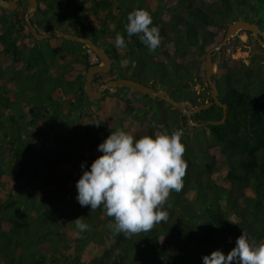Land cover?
<instances>
[{
	"label": "trees",
	"instance_id": "16d2710c",
	"mask_svg": "<svg viewBox=\"0 0 264 264\" xmlns=\"http://www.w3.org/2000/svg\"><path fill=\"white\" fill-rule=\"evenodd\" d=\"M126 1L40 0L33 23H37L39 31L57 28L87 36L108 53L115 52L117 61L109 73L95 75V87L111 78L130 76L149 84L157 77L155 82L170 90L174 78H185L176 61L167 65L164 60L149 61L147 56L189 49L204 58L223 40L230 19L242 17L264 30V0H178L171 8L170 0H129L127 4ZM23 8V1L17 11L0 7V199L9 192V179L14 180V193L7 202L0 200V264H203V256L217 249L227 255L242 232L257 244L264 243V100L260 101L264 97V77L260 73L247 70V65L230 69L219 64L217 84L220 100L228 107L227 118L223 124L208 125L213 139L210 148H192L181 137L187 164L183 189L178 193L172 191L166 206L174 207L177 200V204H183L182 210L178 214L172 209L165 210L167 221L131 238L110 229L114 240L107 246L95 238L94 230L98 228L95 223L107 224L108 220L114 223V218L106 216L103 206L95 211L90 206L82 207L76 199L77 181L103 155L98 146L112 130L127 129L136 140L143 135L155 138L157 130L171 134L174 129L163 120L157 129L141 123L140 128L131 132L129 122L108 108L85 111L81 105L89 100L85 82L70 77V72L75 67L86 70L95 63L90 60V48L58 36H54L57 42L51 43L46 38L42 40L45 46H40L30 33ZM137 8L151 14L150 27L159 28L161 44L154 52H149L138 35L129 37L126 32L127 15ZM56 15L62 17L61 22L52 19ZM222 29L224 32L220 33ZM117 33L124 36L126 48L115 47ZM171 33L174 35L170 39ZM27 39L32 41L29 48ZM60 59L67 61L60 64ZM122 59L130 62L122 67ZM3 60L10 61L12 68H6ZM55 67L57 73H52ZM22 68L25 75L21 74ZM240 70L244 81L233 82ZM139 77L141 80L136 79ZM14 79L17 90L12 97L7 84ZM177 90L180 98L171 94L173 98L187 99L195 105L204 103L210 95L205 92L198 101L185 92V87ZM106 98H111L112 103L118 99L116 94L109 93ZM122 105V110L125 108L129 113L140 111L132 98ZM74 112L79 118L87 113L86 117H91L96 126L68 123L66 118ZM202 113L207 114L205 119L214 116L218 120L223 117V108L213 105L194 114L191 120L199 123ZM38 131L45 135L58 132L62 144L47 146L44 141H39L38 146L33 144L31 138L35 139ZM45 148L55 152L47 154ZM216 153L225 160L226 170L215 166ZM60 164L68 165L69 171L56 172L55 167ZM219 172H224L225 185L216 179ZM40 179L59 187L54 202L50 196L36 200L41 196L32 186ZM247 188L253 192L251 196ZM231 212L235 221L230 218ZM92 215L95 219L89 224ZM80 217L88 225L84 232L75 226L74 220Z\"/></svg>",
	"mask_w": 264,
	"mask_h": 264
},
{
	"label": "clouds",
	"instance_id": "9594fccd",
	"mask_svg": "<svg viewBox=\"0 0 264 264\" xmlns=\"http://www.w3.org/2000/svg\"><path fill=\"white\" fill-rule=\"evenodd\" d=\"M127 21L125 29L129 37L138 35L149 52L160 46L159 28L150 27L153 20L147 10L133 9ZM114 43L117 49L127 46L120 33L116 34ZM129 62L122 59L120 64L124 67ZM154 136L143 135L134 140L129 132L120 128L112 130L98 146L103 155L92 162L90 170L83 171L76 183L79 204L90 206L92 211L103 206L106 216L114 218L108 227L128 238L167 221L168 212L162 210L163 206L172 191L178 193L183 189L187 168L181 142L183 130L176 129L171 134L157 130ZM74 222L80 232L88 230L81 217ZM203 264H264V243L257 244L242 232L227 255L217 249L203 256Z\"/></svg>",
	"mask_w": 264,
	"mask_h": 264
},
{
	"label": "rangeland",
	"instance_id": "374dc122",
	"mask_svg": "<svg viewBox=\"0 0 264 264\" xmlns=\"http://www.w3.org/2000/svg\"><path fill=\"white\" fill-rule=\"evenodd\" d=\"M128 2H130V1L127 0L126 4ZM177 2H178V0H170L168 2V7L171 8L172 6L176 5ZM23 4H24V8L22 9V11L27 10L28 1L23 0ZM18 8L16 10H10V11H17ZM22 11L20 9V12H22ZM183 12L185 13V11H183ZM57 13L59 14V11ZM33 19H35V15H34ZM52 19L54 21H55V19L60 20V22L62 21V17L61 16L58 17L57 15L54 18L52 17ZM52 19H50V20L52 21ZM232 21L233 20H231V19L228 20L226 26L229 23H231ZM97 26L101 28L102 27L101 22L98 21ZM215 30L217 31V29H215ZM219 32L223 33L224 29H222ZM173 35L174 34L171 33L169 35V38L171 39L173 37ZM54 36L48 38L49 42L55 43L58 41L57 39L54 38ZM39 42H40V46H42V47L45 46L44 41L41 40ZM258 43L259 42L253 36L252 32H250L248 30H240L237 32V34L234 37H232L230 40H228V43L222 48L220 57L218 55H215L214 59L215 60L220 59L221 61L219 64L227 65L230 69L231 68H242L243 65H247L248 66L247 70L254 71V73H260L264 77V51H261V49L264 48V46H262ZM31 45H32V41L30 39H27V43H26L27 48L31 47ZM90 54H91V61L97 62V58L95 57V55L92 52H90ZM146 59L149 61H155V62L160 61V60H164L165 63H167V65H170L171 62H175V61L181 62L180 64L176 63V65L178 66L177 68H178V71L180 72L181 76L185 77V78H183V79L174 78V80L172 81L173 85L171 87H172L174 92L171 91L170 93L175 98H177V99L180 98L178 90H177L179 87H183V88L185 87L187 89L188 94H190L192 97H194L198 101L202 100V97L200 96L201 94H204L205 92H208L210 94V87H209L208 82H207L206 77H205V69H204V63H203L205 61V57L204 58H203V56L197 57L195 55V52H192L189 49H186L181 53L176 51V53H173L171 55H165V54L163 55L161 53L155 52L151 55V57L147 56ZM66 61L67 60L60 59V64L66 63ZM71 62H72V60H71ZM219 64L216 68L217 74H218V71H221L219 69ZM3 65L6 68H12L13 64L10 61L6 62L5 60H3ZM21 70L23 71V73H21V74L25 75L26 74L25 69L22 68ZM51 72L57 73V68L56 67L52 68ZM21 74H19L18 76H20ZM70 77L75 78L76 80H80V81L85 82L86 70L82 69V68H76L75 67L70 72ZM155 78L158 79L157 77H153L152 80L155 81ZM136 79H140V77L136 78ZM244 79H245V76H243V72H242V70H240L239 75H235L233 77L232 81L237 83V82H241V81L243 82ZM7 86H8L7 92L13 97V94H15L16 90H17L16 84H15V79L12 80L11 82H9L7 84ZM47 87H48V85H47ZM122 89H125V87H122L120 90H122ZM119 93L120 94L115 93L118 97V100L115 103L114 102L112 103L111 98H106V97H108V95H107V96H105V98H102V99H91L88 97L90 101L88 99H86L88 101L85 102V104L82 103L81 105L84 107L85 111H92V109L93 110L95 109L97 111H102L104 108H108V110L110 112L116 113L124 121L129 122L128 129L131 132H133V130L140 128L141 123H142L141 125L144 126V124L149 125V123L152 124V122H154V124H152V126L157 129L158 128L157 125H160V123H161L160 121L165 120L169 124L168 126L171 127L172 129H174V130L182 129L183 130L182 138L187 139L192 148L198 149L199 147H208V148L211 147V146L209 147V143L212 142L213 139H212L211 130L209 129L208 125H206V126L189 125L187 114H184L182 117H180L181 112L178 111L177 109L176 110L173 109V107L169 103H167L166 101L161 102L160 105H156V103L154 102L153 107L156 110H159V113L156 114L155 109L150 108V106H152V103L147 101V99H145L144 97L140 96V94L135 93L133 90L121 91ZM130 96L132 98H134L135 102L141 101V102L145 103L144 105H145V107H147L148 110H145L142 112L139 111V112H136L134 114L129 113L127 111H123L122 110L123 105L122 104L120 105V103L124 100V97H130ZM261 98H264V97H261ZM261 98H260V101H263L264 99H261ZM92 100H94V101H92ZM102 100H104L105 102ZM138 104H140V103H138ZM51 114H52L51 110H48L47 115L49 117H51L50 116ZM76 114H77V112H74V114H72L68 118H66L67 122L72 123L75 126L79 125V124L90 125L93 127L96 126V122L91 117H86L87 113H85V116L82 118L77 117ZM43 117L46 118V115H44ZM153 117H155V118H153ZM213 117L211 119H205V118H207V114L202 113V119L201 120L202 121H208V120L216 121V119H214ZM17 119H18V117H17ZM140 120H143V122H140ZM218 120H220V119H218ZM121 129L127 132V129H124V128H121ZM74 132L76 133V135H79L76 130H74ZM35 134H36L35 139H33V138H31V139H32L33 144H37V146L39 145V143L41 144V142H39V141H44L47 146L50 144L57 145V144L61 143L60 137H58V132H51L50 134L45 135L42 133V131H38ZM81 134H82V132L80 130V135ZM219 146L220 145H218L216 147H219ZM45 151L47 154H48V152L50 154L55 152L54 149L48 150V148H45ZM216 155H217L216 156L217 157V159H216L217 164L215 162V166L216 167L219 166L220 169L226 170L225 169V160H223L222 156L221 155L219 156L218 153H216ZM68 168H69L68 165L60 164V165L55 167V171L60 173V174H64V173H67V171H69ZM223 175H224V172H219L216 179L219 183L222 182L225 185L226 179L224 178ZM40 180L41 181H38L36 186H32V189L38 194V196H41V197H37L36 200H41L44 198L46 199L48 196H50L52 202H54L56 196L58 195L57 193L59 192L58 191L59 187L57 186L56 183H53L52 185H47V184H45V182L42 179H40ZM13 181L14 180L9 179V181L7 183V188H9V192L4 193V198L0 199L1 201H4V202L8 201L9 196L14 191ZM55 188H56V190H55ZM10 190H12V191H10ZM246 190H247V194L249 196H251L253 194V192L250 191L249 188H247ZM77 195H78V193H77ZM14 196L16 197V194H14ZM175 202H176L175 206L174 207L172 206L171 208L169 205L166 206V204H165L164 205L165 209L163 207V210L172 209L178 214V211L182 210L183 204L178 203L179 204L178 205L177 200H175ZM230 218L234 221L236 220L235 214L233 212L230 213ZM90 219L91 220H90L89 224L94 221L95 217H93V215H92L90 217ZM102 221H104V218ZM110 222L112 223V221H109V220H108L107 224H105V223L99 224L101 222H97L95 224L98 228L96 230H94V232L96 231L95 234H97V235H95V238L100 239L101 242L107 246H110L114 240V236L112 234V231L108 227ZM72 232H73L72 237L75 238L76 234L74 231H72ZM46 254L48 255L50 253L46 252Z\"/></svg>",
	"mask_w": 264,
	"mask_h": 264
},
{
	"label": "water",
	"instance_id": "95a60500",
	"mask_svg": "<svg viewBox=\"0 0 264 264\" xmlns=\"http://www.w3.org/2000/svg\"><path fill=\"white\" fill-rule=\"evenodd\" d=\"M21 1L23 0H0V7L7 10H16L19 7V3ZM26 1H28V6L24 18L30 29V33L36 41H41L54 35L66 38V40L81 43L84 46L89 47L91 52L100 61L99 63L92 64L87 68L85 91L89 98L100 99L102 98L105 90H108L110 93H114L120 87L131 88L148 96L150 99L166 101L173 108L178 109L181 112L180 117H182L184 114H187L189 125H220L225 123L226 121L228 107L227 104L223 103L220 100V92L216 81V68L221 60H214V56L218 55L220 57L221 50L228 43V40L234 37L238 31L248 30L253 33V36L256 38L259 44L264 46V30H262L256 22H252L244 18H239L229 23L227 25L223 40L205 54V61L203 63L205 69V77L210 87V95L204 103L197 105L192 103L190 100H176L171 96L167 89L161 88L157 90L149 85H146L143 82L134 80L132 78L119 77L116 79H111L94 88L95 75L98 73H107L112 68V59L110 55L103 47H101L93 39L87 36L69 33L57 28L39 31L37 28V23H33V17L39 8V0ZM213 105H219L223 108V117L220 120L200 121L199 123H194L191 120V117L194 114L200 113L203 110L210 109Z\"/></svg>",
	"mask_w": 264,
	"mask_h": 264
},
{
	"label": "flooded vegetation",
	"instance_id": "af4514ba",
	"mask_svg": "<svg viewBox=\"0 0 264 264\" xmlns=\"http://www.w3.org/2000/svg\"><path fill=\"white\" fill-rule=\"evenodd\" d=\"M22 2V1H21ZM20 2V3H21ZM19 3V4H20ZM39 3H40V0H39ZM27 6H28V4H27ZM262 29V28H261ZM263 30V29H262ZM65 39V38H64ZM96 43H98V42H96ZM102 47V46H101ZM104 49H105V47H103ZM106 50V49H105ZM107 52V51H106ZM108 53V52H107ZM114 51H110L108 54L110 55V57H111V59H112V68H113V66H114V61H117V60H115V58H114ZM91 55V54H90ZM96 57V56H95ZM142 57H143V55L140 53V66H142L143 65V63H141V61L143 62V60H142ZM97 58V57H96ZM90 60H91V58H90ZM215 60V59H214ZM92 62V61H91ZM100 61L97 59V62H95V63H99ZM94 63V64H95ZM175 63H178L177 61L175 62ZM111 68V69H112ZM111 71V70H110ZM109 71V72H110ZM109 72H107V73H109ZM86 73H87V69H86ZM141 73V72H140ZM126 78H132V77H130V76H128V77H126ZM112 79V78H111ZM111 79H109V80H111ZM116 79V78H115ZM133 79V78H132ZM94 80H95V78H94ZM109 80H107V81H109ZM135 80V79H134ZM86 81V80H85ZM106 81V82H107ZM216 81H217V77H216ZM140 82H143V81H140ZM143 83H145V82H143ZM101 84H103V83H101ZM101 84H98L96 87H98L99 85H101ZM146 84V83H145ZM146 85H149V86H151V87H153L154 89H161V88H165V89H167L168 91H169V93L171 92V90L173 91V89H169V88H167V87H165V86H163L161 83H159V82H155L154 80H151L150 82H149V84L147 83ZM84 86H85V83H84ZM96 87H94V88H96ZM122 87H120V88H118L114 93H110L108 90H105L104 91V94H103V96H102V98H104L105 96H107L108 95V93L109 94H115V93H118V94H120L119 92H121V91H126V90H133V89H131V88H127V87H125V89H122V90H120ZM133 91H136V90H133ZM136 92H138V91H136ZM185 92L186 93H188L187 92V89L185 88ZM138 94H140V96H142V97H144L145 99H147V101H149V102H151L152 103V106H150V108H154L153 107V105H154V102L156 103V105H160L161 104V102H163V101H160V100H158V99H150L148 96H146V95H144V94H142V93H140V92H138ZM171 94V93H170ZM172 96V95H171ZM102 98H100V99H102ZM129 98H132L131 96L130 97H124V101L122 102V104L123 103H125L126 102V100L127 99H129ZM133 100H134V98H132ZM118 99H116V100H114L113 102L115 103L116 101H117ZM182 100H187V99H182ZM135 103H137V106L138 107H140V112H142V111H145V110H148L147 109V107H145V103H143V102H135ZM138 103H140V104H138ZM155 109V108H154ZM173 109H175V108H173ZM150 110V109H149ZM176 110V109H175ZM178 110V109H177ZM123 111H125V108H123ZM155 111H156V114L157 113H159V110H156L155 109ZM179 111V110H178ZM152 115V114H151ZM156 117V116H155ZM155 117H153V118H155ZM145 120V119H144ZM202 121V120H201ZM140 122H143V120H140ZM152 124H154V122H152ZM152 124L151 123H149V126H152ZM153 127V126H152Z\"/></svg>",
	"mask_w": 264,
	"mask_h": 264
}]
</instances>
